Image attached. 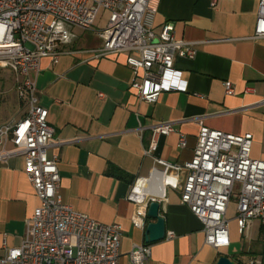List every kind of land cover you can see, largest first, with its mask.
I'll use <instances>...</instances> for the list:
<instances>
[{
    "label": "crops",
    "instance_id": "crops-1",
    "mask_svg": "<svg viewBox=\"0 0 264 264\" xmlns=\"http://www.w3.org/2000/svg\"><path fill=\"white\" fill-rule=\"evenodd\" d=\"M258 2L158 0L154 32L171 23L175 37L191 42L196 54L174 61L185 90L163 92L154 103L136 98L126 52L96 55L102 44L97 31L106 24L78 28V34L73 28L74 37L61 45L58 61L44 57L39 70L30 72L54 129L47 154L58 156V194L74 210L104 224L120 225L118 264H133L131 250L145 244L150 247L148 264H216L221 256L235 264H264V223L253 220L240 233L233 199L226 212L230 242L215 249L204 242L202 223L181 203L179 189L166 187L159 199L166 232L175 236L152 243H146L145 230L155 219L147 216L144 228L134 227L130 220L134 205L128 198L132 189L142 186L149 197L146 190L152 180L156 188L164 183V175L153 172L159 168L155 158L173 164L191 159L200 127L195 117L211 129L251 133L250 155L264 160V39L253 37ZM20 79H0V124L26 113L16 90ZM224 81L232 83V95L225 94ZM161 121H174V131L158 135L155 150L147 155L151 127ZM180 135L185 137L184 146ZM5 148L13 145L8 142ZM38 203L23 171V157L0 160V257L5 248L21 243L26 221Z\"/></svg>",
    "mask_w": 264,
    "mask_h": 264
},
{
    "label": "built area",
    "instance_id": "built-area-1",
    "mask_svg": "<svg viewBox=\"0 0 264 264\" xmlns=\"http://www.w3.org/2000/svg\"><path fill=\"white\" fill-rule=\"evenodd\" d=\"M214 5L217 0H208ZM232 1V0H228ZM158 0H0V67L21 78L18 96L26 103V113L17 120L0 124V160L11 155L23 157V171L38 198V205L26 221L18 246L5 248L0 264H118L122 229L118 223L104 224L74 210L58 194L60 175L58 156H48L54 129L48 124V110L39 102L30 72H37L40 61L50 57L54 63L69 43L73 28L90 30L101 10L109 12L105 27L97 31L102 41L97 56L126 52V63L133 79L130 87L136 98L157 101L161 93L184 91L181 71L175 58H193V44L174 35L171 23L159 33L153 30ZM254 38L264 39V0H259ZM226 95L234 93L224 81ZM199 125L193 156L173 164L155 158L153 172L164 177L162 193L156 181L143 189H132L129 200L134 208L130 217L136 228H144L151 201L164 198L166 187L180 190V201L201 221L204 242L215 249L230 242L226 212L232 199L235 220L244 233L253 220L264 223V160L251 157V133L232 134ZM174 121H161L151 127L147 155L156 148L158 135L174 131ZM10 142L12 149H6ZM180 145L185 137L180 135ZM167 231V239L174 237ZM133 264H148L149 245H134L129 254Z\"/></svg>",
    "mask_w": 264,
    "mask_h": 264
},
{
    "label": "water",
    "instance_id": "water-1",
    "mask_svg": "<svg viewBox=\"0 0 264 264\" xmlns=\"http://www.w3.org/2000/svg\"><path fill=\"white\" fill-rule=\"evenodd\" d=\"M160 203L155 200L151 201L147 208V216L155 219L154 222L148 223L145 230L146 243L159 241L165 237L166 229L163 217L159 215ZM216 264H235L225 256L219 257Z\"/></svg>",
    "mask_w": 264,
    "mask_h": 264
},
{
    "label": "rangeland",
    "instance_id": "rangeland-1",
    "mask_svg": "<svg viewBox=\"0 0 264 264\" xmlns=\"http://www.w3.org/2000/svg\"><path fill=\"white\" fill-rule=\"evenodd\" d=\"M108 17H109V12L106 10H101L97 16V19L94 23V26L101 27L102 25H105L107 23ZM79 31L80 30L78 28L74 29V32L76 34H78ZM14 76H15L14 72L9 70L8 68L0 67V79L13 80ZM14 94L16 95V93H14Z\"/></svg>",
    "mask_w": 264,
    "mask_h": 264
},
{
    "label": "bare ground",
    "instance_id": "bare-ground-1",
    "mask_svg": "<svg viewBox=\"0 0 264 264\" xmlns=\"http://www.w3.org/2000/svg\"><path fill=\"white\" fill-rule=\"evenodd\" d=\"M162 179H163V176H161V180L160 181H162ZM162 186H164V183H159V185H158V188H156V193H162L163 192V190H162Z\"/></svg>",
    "mask_w": 264,
    "mask_h": 264
}]
</instances>
